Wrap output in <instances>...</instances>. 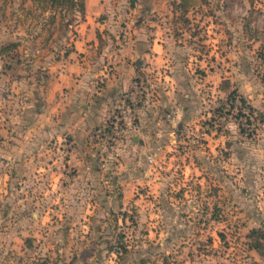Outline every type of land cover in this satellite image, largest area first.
Returning a JSON list of instances; mask_svg holds the SVG:
<instances>
[{
	"label": "rangeland",
	"instance_id": "374dc122",
	"mask_svg": "<svg viewBox=\"0 0 264 264\" xmlns=\"http://www.w3.org/2000/svg\"><path fill=\"white\" fill-rule=\"evenodd\" d=\"M187 1L0 0V264H264V0Z\"/></svg>",
	"mask_w": 264,
	"mask_h": 264
},
{
	"label": "crops",
	"instance_id": "0c3cea01",
	"mask_svg": "<svg viewBox=\"0 0 264 264\" xmlns=\"http://www.w3.org/2000/svg\"><path fill=\"white\" fill-rule=\"evenodd\" d=\"M87 1L88 0H86V11L89 12L90 11V7H89V4L87 3ZM100 8L101 7H98V10L99 11L101 10ZM85 17H86V20H87L88 15H86ZM84 26H86V28L87 27H90V25L87 24V21H86V25H84ZM95 28H96V25H92L91 28H89L88 30L89 31H93V30H95ZM84 33H87V32L84 30ZM165 38L167 39L166 36H163L162 39L158 38L157 41H156V45H157V47L160 46L161 47L160 49H151V50H146L145 52L139 53L140 54L139 55V58H141L139 60L142 62V66H140V67H142V68H148V69L149 68L155 69V68H160V66L161 67L162 66H165V62L167 60H170L171 57L173 56V54H172L171 51L165 49V47H166L165 44H164ZM79 41H80V45L79 46H76V50H74V52H70V54H68V56L66 57V59H68V60H66V61L69 62L68 65L71 64V67H70L71 70H76V71H78L80 73V72H83L82 71V68H83L82 65H84L86 63L84 60L87 59V57H88L89 54H92L93 53V50H89L88 49V47H90V45H88V43H86L87 41L84 38V35L82 36V39L79 40ZM84 45H85V47H84ZM120 52H122V50H120ZM111 54H116V57H118L119 60L121 58L124 59L123 62H125V58L126 57L128 59H131V58L133 59L135 57V51H132V52L130 51L128 54L126 53V57H125L124 53L123 54H119L117 52H113ZM78 56L81 57V59L79 61L76 59ZM73 59H75V61ZM76 60H77V62H76ZM154 60H155V63H154ZM148 62L157 64V67L156 66L154 67L153 65H151V66L147 65ZM77 63H78L79 66L77 65ZM132 63H133V65H136L135 59H133ZM143 65L144 66L147 65V66L146 67H143ZM134 67H137V66H134ZM67 75H68V73H67ZM120 80H121V78H117L115 80L116 81L115 84L117 85ZM126 83L127 82H125V87L127 86ZM113 93L114 92L112 90L111 91V95H113ZM30 127L28 128L29 130L27 132H30V130H31Z\"/></svg>",
	"mask_w": 264,
	"mask_h": 264
},
{
	"label": "trees",
	"instance_id": "16d2710c",
	"mask_svg": "<svg viewBox=\"0 0 264 264\" xmlns=\"http://www.w3.org/2000/svg\"><path fill=\"white\" fill-rule=\"evenodd\" d=\"M39 2H43L45 3L46 7L45 8H64L66 9V11H72L74 9H77L80 11L81 14L84 15L85 13V8H86V4H85V0H36ZM181 4L182 6H187L189 4V2L187 0H181ZM55 18V17H54ZM14 46V45H13ZM7 46L5 48L9 49ZM258 232L257 229H254L252 231V233ZM256 248H260V245L257 244Z\"/></svg>",
	"mask_w": 264,
	"mask_h": 264
}]
</instances>
